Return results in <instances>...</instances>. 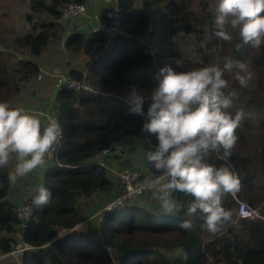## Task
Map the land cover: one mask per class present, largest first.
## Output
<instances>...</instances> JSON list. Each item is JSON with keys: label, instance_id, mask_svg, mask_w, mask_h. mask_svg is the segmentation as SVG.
<instances>
[{"label": "trees", "instance_id": "16d2710c", "mask_svg": "<svg viewBox=\"0 0 264 264\" xmlns=\"http://www.w3.org/2000/svg\"><path fill=\"white\" fill-rule=\"evenodd\" d=\"M119 1L128 36L120 37L93 64L88 79L95 90L57 92V106L52 114L61 125L63 140L57 151L59 160L50 163L42 185L52 198L48 204L36 207L34 218L23 233L24 242L33 249L24 254L22 263L174 264L167 251L183 248L186 264H264V221L240 219L237 201L254 208L261 206L264 216V44L256 49L249 45L237 49L241 41L236 32L231 42L215 37L219 0ZM71 2L84 4L86 0H30L26 15L30 30L5 46L9 55L4 57L0 50L3 100L11 101L12 96L21 95L37 83V60L59 39L62 8ZM196 3L201 6L199 14L191 10ZM145 36L152 42L153 51L141 40ZM6 43L2 40L3 45ZM70 45L96 54L107 47V37L102 33L88 37L77 34L68 39L67 46ZM225 57L249 61L253 79L241 88L235 80L230 83L231 74L225 72L223 76L228 81L225 94L232 89L238 92L228 111L233 115L243 112L241 126L236 130L238 140L227 161L239 176L241 187L235 195L223 199L225 209L233 213V222L211 234L201 228L198 213L192 218L194 230L179 228L181 220L189 219L185 213L193 200L182 193L174 195L183 207L172 214L136 204H129L124 210H107V202L118 194L108 168L100 166L99 159L112 144L125 150L145 136L155 150L156 135L143 132L142 126L153 103L151 91L158 85L160 69L171 66L180 72L208 65L223 68ZM70 75L84 78L75 70ZM133 86L145 96V116L130 113L125 102ZM207 162L216 167L226 163L216 153ZM151 172L161 174L152 166ZM8 174L6 167L0 168V234L4 235L0 249L5 254L21 243L16 236L17 204L9 199ZM90 199L98 201L102 214V219H95L94 223L98 225V236L72 231L94 215L89 208L80 206L83 200ZM65 231L72 232L62 235Z\"/></svg>", "mask_w": 264, "mask_h": 264}, {"label": "clouds", "instance_id": "9594fccd", "mask_svg": "<svg viewBox=\"0 0 264 264\" xmlns=\"http://www.w3.org/2000/svg\"><path fill=\"white\" fill-rule=\"evenodd\" d=\"M215 37L233 40L231 31L238 34L243 45L260 48L264 44V0H219L214 20ZM232 75L241 88L248 86L252 73L247 64L224 58L223 68L208 65L190 71L177 72L171 66L160 69L158 85L151 91L153 103L149 107L142 131L155 134L158 145L148 150L145 158L157 173L155 179L145 180L143 189L153 193L159 210L172 214L182 209L175 193L193 198L178 227L194 230L199 213L201 228L211 234L221 232L233 222V213L225 209L223 199L235 195L241 187L239 176L227 165L238 137L243 112L228 111L236 89L225 94L228 81L224 73ZM162 77V78H161ZM145 96L133 86L125 102L132 114L145 116ZM62 137L58 120L48 116L43 121L22 108H12L0 102V168L8 166L14 157V169L9 181L28 176L42 168ZM222 150V152H221ZM216 153L226 163L216 167L207 159ZM52 193L41 187L33 198L37 208L49 203ZM177 258L187 259L184 249H176Z\"/></svg>", "mask_w": 264, "mask_h": 264}, {"label": "crops", "instance_id": "0c3cea01", "mask_svg": "<svg viewBox=\"0 0 264 264\" xmlns=\"http://www.w3.org/2000/svg\"><path fill=\"white\" fill-rule=\"evenodd\" d=\"M111 3L112 0H86L84 4H87L90 14L98 13L104 16L105 12L111 6ZM27 4V8L24 11L25 19L27 13L30 12V0ZM89 25L88 20L83 17L72 18L68 21L61 22L59 39L51 43L43 55L38 58L37 61L40 65V76L37 78V83L32 87L33 89L31 93L27 94L26 99L18 102L17 106L19 108L24 109L43 121L45 119L44 113H55V107L57 106V92L53 85L54 75L59 73L70 74L72 70H75L82 73L83 77H89V72L93 64L107 54L114 46L107 45L104 50L96 54H87L84 47L74 45L68 47L67 41L73 35L78 34L85 37L91 36L93 32ZM29 30L25 32H28ZM148 150H152V147L150 140L145 136L138 140L133 147L125 150L120 149L107 164L108 166L112 165L116 170L123 168L141 169L146 173L151 174V165L148 164L145 158V153ZM99 160L106 161V158H103L102 156ZM15 163L16 160L13 157L6 167L9 172L14 169ZM49 165L50 163L46 160V163L42 168H38L28 176L18 179L15 183L10 182V201L18 205L29 200L33 196L38 195L37 188L42 187ZM145 197L146 200H142V205L146 204L147 207L148 205H153L155 208H158L156 202L153 200L152 192ZM2 236L4 235L0 234V240ZM178 259H181L179 261L180 264H186L187 262L183 257ZM0 264L17 263L9 256V253L5 254L0 249Z\"/></svg>", "mask_w": 264, "mask_h": 264}, {"label": "built area", "instance_id": "2783aa9c", "mask_svg": "<svg viewBox=\"0 0 264 264\" xmlns=\"http://www.w3.org/2000/svg\"><path fill=\"white\" fill-rule=\"evenodd\" d=\"M86 18L89 22L90 29L93 33H102L107 37V45L113 46L120 37L128 36L124 27V15L120 7L119 0H112L111 6L105 12L104 16L98 13H89L87 4L67 3L62 8L60 22L68 21L72 18ZM54 89L56 92L67 89L76 93L93 92V83L84 76L83 79H77L69 73H59L53 76ZM45 118L48 116L54 117L51 113H44ZM58 120V119H57ZM63 140L62 137L59 143L54 147L51 155L46 157V160L51 163L56 161L58 148ZM120 145L112 144L103 152V158L106 161L100 160V166L108 168V161L120 150ZM118 187L122 191L117 197L110 199L106 204L107 210H124L129 204L137 202L149 194L150 190H144L143 185L145 180L155 179L157 176L152 173H146L141 169L123 168L115 172ZM40 187L37 188V191ZM36 196V195H35ZM33 196L29 200L17 205V216L19 224L17 225L16 236L20 240V244L12 249L9 256L17 263L23 264L24 254L33 249L29 244L24 242L23 233L28 228L29 224L35 216L36 206L33 205ZM239 218L248 221L263 220L264 216L261 213V208L251 207L248 203L239 201Z\"/></svg>", "mask_w": 264, "mask_h": 264}, {"label": "rangeland", "instance_id": "374dc122", "mask_svg": "<svg viewBox=\"0 0 264 264\" xmlns=\"http://www.w3.org/2000/svg\"><path fill=\"white\" fill-rule=\"evenodd\" d=\"M28 1L29 0H0V50H2L1 52L3 53L4 57L9 55V53H10V50L6 49L5 46L12 44V40L15 36H20L25 31L30 29V26L27 24V21L24 18V15H25L24 11L27 8ZM139 3H141V2L139 1ZM191 10L193 12H195L196 14H199L201 12V6L198 3H196L194 5V7H192ZM27 25H28V27H27ZM229 31L231 32V34L235 33L234 31H231V30H229ZM235 34H237V33H235ZM2 40L7 41V43L3 45ZM141 40L143 41V43L146 46H149L150 51H153V45H152V42L150 41L149 38H147L145 36ZM186 45H188V44H186ZM186 45L184 47L186 49H188V46H186ZM246 62H247L246 64H247L248 70H249V61H246ZM103 71H100V72L102 73ZM252 80L253 79H251V81ZM229 81H230V83H232L234 81V79L230 78ZM32 89H31V87H29L26 91H23V93L21 95H19L17 97L12 96L11 101H6V100L2 99V95H3L2 92H4L2 90V91H0V102L7 103L12 108H17L18 102L25 100L27 97V94H30ZM58 160L59 159L56 158L55 162H57ZM108 170H109L110 177L114 180L115 191L119 195L122 193V191L120 189V185H119V187L117 186L118 183L116 181L117 179H116V174H115V172L117 170L114 169L112 165L108 166ZM143 199L146 200V197L142 198L138 202L131 203V205H135V204L136 205H142ZM97 204H98V201H96L95 199L83 200L80 203L81 207L89 208L91 210V212L94 213V215H93L94 217L92 216V218L90 217V219L88 221L82 222L72 231L76 230V231H81V232L87 233L89 236L90 235L91 236L92 235L98 236V225L96 226L94 223H97L95 221V219H99V218H100L99 220L102 219V214H101L100 209L98 208L100 205L97 206ZM144 205L146 206V204H144ZM148 208L152 209V210L155 209V207L153 205L152 206L148 205ZM258 208H261V206ZM72 231H65L61 234L62 235L68 234V233H71ZM167 252H168L171 260L174 262V264H180L179 261L181 259L179 260L177 258V256L175 255L176 250L167 251Z\"/></svg>", "mask_w": 264, "mask_h": 264}, {"label": "water", "instance_id": "95a60500", "mask_svg": "<svg viewBox=\"0 0 264 264\" xmlns=\"http://www.w3.org/2000/svg\"><path fill=\"white\" fill-rule=\"evenodd\" d=\"M115 258L117 257V255L114 256Z\"/></svg>", "mask_w": 264, "mask_h": 264}]
</instances>
